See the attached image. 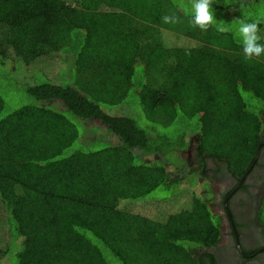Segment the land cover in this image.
<instances>
[{"label":"trees","instance_id":"trees-1","mask_svg":"<svg viewBox=\"0 0 264 264\" xmlns=\"http://www.w3.org/2000/svg\"><path fill=\"white\" fill-rule=\"evenodd\" d=\"M211 7L202 31L191 0H0V261L203 264L222 227L203 168L244 175L264 137V57L238 35L257 22L264 44V0ZM137 23L164 31L139 46ZM191 145L196 160L171 161ZM161 187L193 195L161 222L125 209Z\"/></svg>","mask_w":264,"mask_h":264},{"label":"flooded vegetation","instance_id":"flooded-vegetation-1","mask_svg":"<svg viewBox=\"0 0 264 264\" xmlns=\"http://www.w3.org/2000/svg\"><path fill=\"white\" fill-rule=\"evenodd\" d=\"M203 169L213 187L209 206L222 221L220 241L204 250L208 255L203 264H264V225L259 220L264 197V137L244 175L212 159Z\"/></svg>","mask_w":264,"mask_h":264},{"label":"rangeland","instance_id":"rangeland-1","mask_svg":"<svg viewBox=\"0 0 264 264\" xmlns=\"http://www.w3.org/2000/svg\"><path fill=\"white\" fill-rule=\"evenodd\" d=\"M258 19L264 21V12L263 11L258 12ZM135 27L137 28V30L140 33L139 35L141 36V38L138 39V45L139 46L149 45V44L154 42L153 38L148 37V39H146V37L149 36L150 34L144 33L145 29L148 32L150 31L151 34L156 32V31H157V33L164 31V29H162L161 26H149V29H148V27L146 28L144 26L145 29H143L141 24L137 23V24H135ZM151 28H153V29H151ZM199 30L200 29H197L196 33H199ZM181 34L182 33H180V35ZM182 36H184V35L182 34ZM184 38H185V36H184ZM186 39L189 40L190 37H189V39L188 38H186ZM191 44L193 46H196V44L193 43V41L191 42ZM263 57H264V55H262L258 58H263ZM49 64L51 66L50 67L51 69L49 68V70H51V71L49 72V70L46 69L45 72L47 74H49L50 76H52V75L56 74V72L58 71V67L56 65V62L49 63ZM38 67L42 68V69L46 68L44 66V64L43 65L39 64ZM167 68H168V64H167V66L164 64L163 66L154 69V71L150 70L148 72L147 81H148L149 88H160V87L166 86L168 84L167 79H166ZM4 89H6V88H4ZM7 93L12 94V89H10V91H8ZM89 124L91 126L94 125V123H92V122ZM169 157H170V159H172L171 161H173L174 163H176V164L178 163V164H181V166H184L183 162L187 158L189 160H191V159L196 160L197 154H196L195 146L191 145L189 150L186 151V153H183L181 158L179 155L174 154V153L170 154ZM203 187L205 188L206 186H203ZM209 188H207V189H209ZM192 195H193V193H190L188 191H184L181 194H177V193L172 192V190L168 191L167 189H164L161 187V188H158L157 190H155L151 194V198L148 199L147 201L140 202V203L128 204L125 206V209L127 208L131 212L138 213V214H141V215H144L147 217H158L159 218L158 221L161 222L160 219H162V216H165V214L175 213V212H178L181 209H183V207L187 203L186 201L189 200L192 197ZM5 260H10V261L12 260L11 264H15V260L11 256ZM5 260L0 261V264H7L5 262Z\"/></svg>","mask_w":264,"mask_h":264},{"label":"clouds","instance_id":"clouds-1","mask_svg":"<svg viewBox=\"0 0 264 264\" xmlns=\"http://www.w3.org/2000/svg\"><path fill=\"white\" fill-rule=\"evenodd\" d=\"M213 0H191L192 23L194 27H199L202 31H207L210 26L217 25V20L212 11ZM164 23H178L179 20L175 16L165 15L162 17ZM223 22H220L222 25ZM238 35L242 42L243 53L246 60H251L253 57L264 55V44L260 43L262 39L257 22H246L238 20ZM220 31H224L222 26Z\"/></svg>","mask_w":264,"mask_h":264}]
</instances>
